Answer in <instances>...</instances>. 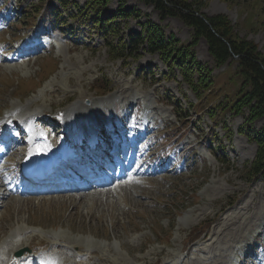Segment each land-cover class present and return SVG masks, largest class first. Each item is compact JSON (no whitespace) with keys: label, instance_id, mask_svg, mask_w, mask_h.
Wrapping results in <instances>:
<instances>
[{"label":"rangeland","instance_id":"1","mask_svg":"<svg viewBox=\"0 0 264 264\" xmlns=\"http://www.w3.org/2000/svg\"><path fill=\"white\" fill-rule=\"evenodd\" d=\"M185 1L196 5L200 16L225 19L236 39L252 43L264 57V0ZM17 2H0V127L13 108L25 116L37 111L42 120L37 132L50 145L62 147L60 125L70 117L89 121L92 129L116 120L146 137L144 160L157 161L168 145L166 154L179 157L173 162L169 156L166 173L151 171L146 182L132 183L127 189L115 184L112 196L99 201L96 196L77 195L75 200L69 193L25 197L18 195L19 188L14 197L1 199L0 187V261L16 260L15 254L23 252L16 261L28 257L40 264L41 260L45 264H264V181L248 182L244 178L250 176L243 169L256 154L247 135L264 127V117L250 124L246 111H226L214 120L158 54L140 48L136 59L113 60L95 28L72 21L69 15L74 12L63 13L55 0H23L26 6L42 7V17L28 21L19 15L23 10ZM120 8L139 13L138 19L117 20L119 37L126 43L129 36L140 33L145 21L158 26L177 46L187 49L192 40L191 29L180 19L162 18L140 0H111L104 17ZM45 9L50 10L45 13ZM53 11L63 13L66 27L50 17ZM20 36L27 40L13 46ZM35 44L37 50L30 52ZM19 49L34 54L19 59ZM190 53L211 72L213 91L222 90L235 77L237 64L228 61L216 67L203 39ZM207 103L204 107L209 108ZM134 120L137 125L131 128ZM15 131L19 129L0 128V140L7 141ZM10 151L11 146L0 159V175L13 188L20 162ZM172 167L178 170L171 172ZM154 169L158 168L154 166L153 173ZM232 196L237 202L226 207ZM57 238L62 243L55 251L43 248L57 245ZM55 252L61 255L52 256Z\"/></svg>","mask_w":264,"mask_h":264},{"label":"trees","instance_id":"2","mask_svg":"<svg viewBox=\"0 0 264 264\" xmlns=\"http://www.w3.org/2000/svg\"><path fill=\"white\" fill-rule=\"evenodd\" d=\"M22 1L18 0L17 2L19 10H23V12H18L19 15L23 14L21 18L28 21L37 16L42 17V7H29ZM55 1L59 4L63 13L74 12L69 15L72 21L78 22V24H90L95 28L97 36L105 42L113 60L136 59L140 48L150 54H158L168 71L173 76L179 74L183 83L188 85L199 100H202L201 95L203 94L199 92L200 88L202 86L206 87L204 89L208 91V101L211 105H215L219 91H213L214 84L211 85L213 79H209L211 72L196 63L190 53V49L196 45L197 41L203 39L216 67L219 68L228 61L237 64L236 89L234 91L235 106L233 110L246 109L250 120L264 117V57L252 43L236 39L230 24L225 19L200 16L198 14L200 11L196 5L185 0H140L145 5L152 6L162 18L177 17L180 19L186 27L191 29L192 40L187 49L183 46H177L175 40L172 37H166L158 26L145 21L141 23L140 33L129 36L126 43L119 37L121 30L117 20L118 18L125 20L138 19L139 13L135 9L123 10L120 8L114 14L104 17L105 8L111 0H81L82 4L77 3L76 0ZM49 10L45 9V13ZM63 13H54L53 11L50 15V17H55L60 27H66L67 25ZM16 26L19 28L20 24ZM232 55L236 56L237 60H233ZM192 66L193 68L196 66L197 70L193 71ZM194 75L197 79L193 78ZM98 90L106 91L102 88H98ZM226 100H228L226 104L221 106L217 104L216 107L209 109L202 108V111L210 110V116L215 119V109L219 106L222 109H228L229 101H232V95H226ZM252 139L257 145V156L255 161L246 167V171L248 175L261 174L264 176V128L259 130Z\"/></svg>","mask_w":264,"mask_h":264},{"label":"bare ground","instance_id":"3","mask_svg":"<svg viewBox=\"0 0 264 264\" xmlns=\"http://www.w3.org/2000/svg\"><path fill=\"white\" fill-rule=\"evenodd\" d=\"M119 94H122L123 92L119 91ZM15 107V106H14ZM16 108V107H15ZM80 110V109H79ZM73 115L76 116V113L73 111ZM39 112L35 111L32 115H28V116H24V115H20L19 112H17L16 109L13 108L12 111H10V113L5 117L4 121L9 120L7 122V128L8 129H16L20 126L25 127L28 131L31 132V137L29 138L27 136L26 133L24 132H17L14 136H12L11 139L8 140V142L11 143H15L16 141L17 144L15 145V147H13L11 149L12 153L11 155L14 158H20L21 160L23 159L24 161L22 163H24L28 168H34V169H38L39 165L43 166L49 163V161H52L50 170L55 168V165L57 164V160L59 159V155L60 153V149H58V147H56L55 145L50 146L48 144V141L42 137L40 134H38L37 129H38V125L40 123V121H42L39 117ZM51 121V120H50ZM70 121H76L74 118H69L68 120H65L62 122V125L70 122ZM88 121L86 120H81V121H76L75 124H77L78 126H82V125H87ZM69 125H73L72 123ZM113 125L116 127V130L118 132V136H124L126 135V133L129 131V128L127 127H120L118 126L119 124H116L113 122ZM70 128V126H69ZM133 136H137V132H134ZM61 138L64 137V134L60 135ZM137 139H139V141H141L143 138L138 137ZM78 140V139H77ZM76 140V141H77ZM124 143V142H123ZM7 142H1L0 141V149L3 148L4 146H7ZM92 147H95V149L97 148L95 143H91ZM181 145H179L180 147ZM143 148L146 147V145L142 146ZM178 147V148H179ZM60 148V147H59ZM109 146L105 145L104 149H108ZM92 153L96 154L97 157H99L100 162L103 165H106L108 163V159L112 160L115 159V167H112V165L109 166V170L111 172H113V176H114V181H118L119 184L117 187H123V188H129L128 186L132 184L130 181H125L126 180V175L122 174V171L125 170H131V169H135V174L139 175L141 177H143L144 175H146L148 172H150V169H144V164H143V156L141 154V152L139 151L138 146L136 148H134V150L130 153V162L125 165V161H126V156L128 155V151L126 153L122 152L121 148H117L116 150H113L111 152V155L109 154L108 157H105L102 153L101 150L97 149L96 151H93ZM72 156V154L70 152H65V154H63V157H70ZM140 160V162L138 163V165H136L137 161ZM85 163H89L92 164V160L90 161L89 158H85ZM110 163V162H109ZM111 164V163H110ZM48 167V166H46ZM44 167V168H46ZM120 167V168H119ZM116 168L120 169V173L116 171ZM43 169V168H41ZM62 169V168H61ZM49 170V171H50ZM97 171V177L98 178H104V180H99L96 181V179L94 178L95 182L91 184L90 188H84L83 185H73L72 187H64L62 185H56L55 183H52V181L50 179H48L46 177L45 182L43 184H40L39 186H37L36 188H34V190H30V194L32 195H36V196H50V195H65L64 193H69L68 196H71L69 198H74L76 200V195L80 197V199H85L87 198V196H91V198H97V200L99 201L100 198H103V196H112L113 193H111L112 188L110 187V183L107 184L108 181L105 180L104 175L99 171ZM64 173V170L61 172ZM46 174V172H45ZM92 176V175H91ZM62 177H66L65 175H62ZM65 179V178H64ZM147 178L145 179H139L137 181V183H141L143 181L146 182ZM45 183H47L48 187H46ZM136 184V182L133 183V185ZM49 185H53V186H49ZM0 187L2 188L3 194L1 199H4L5 197H9L12 198L14 196V190L11 189L8 185L7 182H5L2 178V175H0ZM114 197V196H113ZM97 203V202H96ZM77 205V204H76ZM22 230V229H21ZM15 236H17V234L15 233ZM58 241V244H51L49 247L48 246H44L43 248H45V250H50V251H55L54 249H57V247H59V244L62 243L59 238L56 239ZM8 246V244H7ZM80 252H82V250L79 249ZM54 254V253H53ZM54 255H61L60 253L55 252ZM80 258V257H79ZM101 261H104L102 259H100ZM23 261H19L17 264H22ZM105 262V261H104ZM0 264H16L15 261H11L10 258H8V260H3L0 261ZM25 264H37L36 263V259L35 258H28V262Z\"/></svg>","mask_w":264,"mask_h":264},{"label":"water","instance_id":"4","mask_svg":"<svg viewBox=\"0 0 264 264\" xmlns=\"http://www.w3.org/2000/svg\"><path fill=\"white\" fill-rule=\"evenodd\" d=\"M201 19H202V17H201ZM204 20V19H203ZM213 32V31H212Z\"/></svg>","mask_w":264,"mask_h":264}]
</instances>
